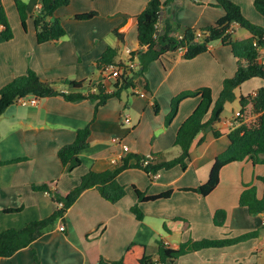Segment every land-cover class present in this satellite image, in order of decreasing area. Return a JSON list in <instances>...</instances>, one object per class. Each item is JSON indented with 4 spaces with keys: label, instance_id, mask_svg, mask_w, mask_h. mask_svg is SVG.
Returning a JSON list of instances; mask_svg holds the SVG:
<instances>
[{
    "label": "crops",
    "instance_id": "crops-1",
    "mask_svg": "<svg viewBox=\"0 0 264 264\" xmlns=\"http://www.w3.org/2000/svg\"><path fill=\"white\" fill-rule=\"evenodd\" d=\"M22 1L27 5L25 29L15 0H2L13 37L6 41L0 36V88L32 69L43 81H81L84 94L96 93L99 86L111 92L116 80L105 79L97 67L102 54L109 47L116 49V63L128 61L132 51L143 50L137 39V15L148 0H69L54 14L66 34L44 43L36 41L33 22L40 1ZM233 1L248 19L264 27V16L255 10L253 0ZM213 3L174 0L162 7L163 17L182 26L205 28L224 15ZM91 11L96 13L93 18H75ZM171 35L178 37L179 33L172 31ZM230 35L232 40L250 37L236 24ZM182 54L178 49L151 62L143 74L134 75L133 85L144 91V97L131 87L99 105L97 99L69 101L56 95L39 98L36 104L17 100L8 106L0 116V231L52 214L58 204L50 191L65 196L88 171L112 170L128 156L131 164L136 162L135 156H152L155 163L178 157L176 132L200 99L182 100L177 114L166 124L172 98L183 91L210 87L214 102L223 80L232 77L237 68L230 46L220 42H213L208 52L193 59H184ZM262 85L261 79L252 78L235 89L236 98L224 105L231 115H221L213 128L197 134L185 169L175 165L159 170L155 177L140 166L122 169L117 181L126 194L118 202H109L94 188L86 189L42 236L9 258L0 256V264H97L101 258L118 260L133 241L145 244L147 253L156 257L159 243L176 249L188 241L232 238L255 230L258 235L246 241L189 252L166 263L264 264V212L252 214L239 204L241 192L249 186H255L258 198L262 197L264 186L258 177L264 175V162L254 163L246 157L228 163L207 195L189 190L207 182L216 157L228 148V133L234 128L230 124L239 120H234L237 112L242 114L240 97L253 95ZM56 87L68 90L61 83ZM126 115L131 119L128 124L123 120ZM87 125L88 146L78 155L80 164L68 171L58 150ZM122 144L129 150L112 164L111 159L122 153ZM42 184L48 185L49 191L33 188ZM136 189L148 196L170 193L140 202ZM135 205L143 214L141 219L130 210ZM220 210L223 214L217 215V220L222 224L216 225L214 218Z\"/></svg>",
    "mask_w": 264,
    "mask_h": 264
},
{
    "label": "trees",
    "instance_id": "trees-1",
    "mask_svg": "<svg viewBox=\"0 0 264 264\" xmlns=\"http://www.w3.org/2000/svg\"><path fill=\"white\" fill-rule=\"evenodd\" d=\"M40 11L33 17L36 30V41L44 43L57 41L66 34L59 18L54 16L56 10L69 4V0H39ZM174 0H148L143 10L137 15V39L142 51H132L130 58L137 59V68L131 71H124L115 81L114 89L105 92L98 87L96 93L84 94L81 92L84 83L60 79L59 81H43L38 74L28 69L25 74L13 78L0 88V116L8 106L19 98L34 96L36 98H46L56 95L63 96L66 100L76 101L83 98L97 99L99 104H103L108 98L119 96L120 92L133 87L135 74H143L148 65L156 60L167 57L170 53L180 49L183 51L184 59H193L196 56L208 52L210 44L220 42L228 45L236 59V71L232 77L223 80L221 91L217 99L213 102L210 87H199L194 90L183 91L174 96L171 100L170 111L165 122L169 124L178 112L180 102L189 97H198L199 104L193 112L181 123L175 136L174 144L180 148V155L176 158L159 162L152 161L147 166H142V157L135 156L136 162L129 163V156L122 163L112 170L102 172L88 171L81 176V179L74 188L65 196L50 191L54 202L62 203L52 214L45 218L32 220L20 228H9L0 231V256L11 257L18 250L25 248L43 235L44 231L52 227L56 221L64 216L68 208L76 201L80 194L86 189L94 188L100 195L111 203L118 202L125 196V187L117 181V175L122 169L130 166H140L147 173H157L162 169H170L179 165L185 169L190 158V146L197 134L207 128H213L223 111L226 102L236 98L235 89L244 82L259 78L263 85L257 89L254 95L240 97L242 117L239 118V125L235 126L229 133V146L220 153L211 168L209 178L206 183L194 189L201 195H207L219 182L220 169L228 163L243 160L249 157L254 163L264 162V64L259 61L261 49L264 47V27L248 19L242 12L240 5L233 0H214L213 6L224 10V15L216 20L214 25L205 28H193L182 26L176 23L171 17H163L160 21V11L162 7ZM21 23L26 27V4L22 0H15ZM255 10L264 16V0H253ZM96 15L94 11L75 15L76 19L86 20ZM236 24L250 33V37L240 40H232L230 30ZM162 25V33L157 34L159 26ZM172 31H177L179 36L171 35ZM200 34V35H199ZM0 36L3 40H10L13 32L5 12L2 0H0ZM256 43V44H254ZM117 50L109 47L97 61V67L103 70L108 64H114ZM57 83H61L68 88L67 91L59 90ZM158 108L156 107V112ZM209 116L205 119V117ZM90 134L89 125L78 129L75 139L58 150V156L63 166L71 171L80 164L79 154L88 146ZM217 135V132L214 131ZM262 155V158L259 156ZM258 180L263 183L264 175ZM35 190L49 191L48 185H35ZM170 192L160 195H145L136 189L138 201H152L158 198H165ZM239 204L247 207L252 214L264 212V190L261 198L256 194V187H246L240 194ZM131 212L137 219H141L143 214L137 205L131 207ZM18 209H5L4 212H16ZM223 214L220 210L216 212L214 222L221 225L217 220V215ZM259 231H251L243 235L224 239H203L199 241H188L182 243L178 248L167 247L163 243L158 244L156 257L151 256L146 251V245L139 242H131L118 260L108 261L101 258L97 264H167V260L173 261L180 256L208 247H225L246 241L256 237ZM36 260V254L34 253Z\"/></svg>",
    "mask_w": 264,
    "mask_h": 264
},
{
    "label": "built area",
    "instance_id": "built-area-1",
    "mask_svg": "<svg viewBox=\"0 0 264 264\" xmlns=\"http://www.w3.org/2000/svg\"><path fill=\"white\" fill-rule=\"evenodd\" d=\"M41 9V3H38L36 5V10L39 12ZM200 35V34H199ZM264 39V36H263ZM256 44V43H254ZM259 48L261 49V54L259 57V61L264 64V47L259 46ZM127 52H130L129 50H127ZM137 68V59L134 61L133 59L129 58L128 61L126 62H116L114 64H108L103 70H101L103 77L107 80H117V78L124 72V71H131L132 69H136ZM132 91L137 94L139 97H144L145 93L144 91H140L138 88H136L135 86L132 87ZM256 93V92H255ZM254 93V94H255ZM253 94V95H254ZM18 101L22 104H36L38 102V98L34 97V96H26L23 98H19ZM239 117H242V114L240 112H237L234 116V120H238ZM124 122L125 123H130L131 119L128 115H126L124 117ZM230 125H233V127L239 125V122L236 121V123H232ZM129 148L127 145L122 144V153L117 155V157L112 158L111 159V163L112 164H116L118 160H121L123 158V153L128 152ZM153 161V157L152 156H144L141 158L140 163L142 166H147L149 165L151 162ZM148 174L150 175V177H155L157 173H152V172H148ZM62 203L58 204V207H61ZM64 226L60 225V230H63Z\"/></svg>",
    "mask_w": 264,
    "mask_h": 264
},
{
    "label": "water",
    "instance_id": "water-1",
    "mask_svg": "<svg viewBox=\"0 0 264 264\" xmlns=\"http://www.w3.org/2000/svg\"><path fill=\"white\" fill-rule=\"evenodd\" d=\"M160 21H162V19H163V11L161 10L160 11ZM163 31H162V28L161 27H159V29H158V31H157V34H159V33H162Z\"/></svg>",
    "mask_w": 264,
    "mask_h": 264
},
{
    "label": "rangeland",
    "instance_id": "rangeland-1",
    "mask_svg": "<svg viewBox=\"0 0 264 264\" xmlns=\"http://www.w3.org/2000/svg\"><path fill=\"white\" fill-rule=\"evenodd\" d=\"M226 110H229V109H226ZM222 115L223 116H229V115H231V111H223V113H222Z\"/></svg>",
    "mask_w": 264,
    "mask_h": 264
}]
</instances>
